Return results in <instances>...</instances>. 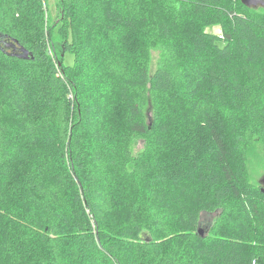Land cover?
<instances>
[{
  "label": "trees",
  "instance_id": "16d2710c",
  "mask_svg": "<svg viewBox=\"0 0 264 264\" xmlns=\"http://www.w3.org/2000/svg\"><path fill=\"white\" fill-rule=\"evenodd\" d=\"M44 1L0 0V264H264V7Z\"/></svg>",
  "mask_w": 264,
  "mask_h": 264
},
{
  "label": "rangeland",
  "instance_id": "374dc122",
  "mask_svg": "<svg viewBox=\"0 0 264 264\" xmlns=\"http://www.w3.org/2000/svg\"><path fill=\"white\" fill-rule=\"evenodd\" d=\"M242 1V0H241ZM253 8L264 7V4L258 3L251 5ZM44 15L47 26H51L54 36L59 34L60 22H61V10L59 0H45L44 1ZM212 32L221 33V27L219 25L208 28ZM157 53L153 56V65L157 61ZM66 61L70 64L74 63V55L68 53L66 55ZM257 73H261L260 67L255 69ZM258 109L264 111V89L259 93ZM247 171L249 179L254 183L264 184V148L260 145L254 147L249 154ZM203 227V226H202Z\"/></svg>",
  "mask_w": 264,
  "mask_h": 264
},
{
  "label": "water",
  "instance_id": "95a60500",
  "mask_svg": "<svg viewBox=\"0 0 264 264\" xmlns=\"http://www.w3.org/2000/svg\"><path fill=\"white\" fill-rule=\"evenodd\" d=\"M242 2L245 5L251 6V5H256L258 3L264 4V0H242ZM22 52L25 53V55H22V57L28 56V51L24 48H21Z\"/></svg>",
  "mask_w": 264,
  "mask_h": 264
}]
</instances>
